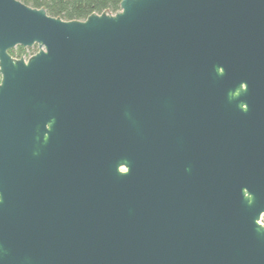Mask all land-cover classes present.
I'll return each instance as SVG.
<instances>
[{
  "label": "water",
  "instance_id": "water-1",
  "mask_svg": "<svg viewBox=\"0 0 264 264\" xmlns=\"http://www.w3.org/2000/svg\"><path fill=\"white\" fill-rule=\"evenodd\" d=\"M263 214L264 0H0V264H264Z\"/></svg>",
  "mask_w": 264,
  "mask_h": 264
},
{
  "label": "trees",
  "instance_id": "trees-1",
  "mask_svg": "<svg viewBox=\"0 0 264 264\" xmlns=\"http://www.w3.org/2000/svg\"><path fill=\"white\" fill-rule=\"evenodd\" d=\"M32 8H45L47 14L51 17H58L63 21H82L89 15L96 13L101 14L107 11L110 14H115L119 11L121 0H19ZM35 51L27 57L35 54ZM26 49L17 47L9 54L14 58H21Z\"/></svg>",
  "mask_w": 264,
  "mask_h": 264
},
{
  "label": "rangeland",
  "instance_id": "rangeland-1",
  "mask_svg": "<svg viewBox=\"0 0 264 264\" xmlns=\"http://www.w3.org/2000/svg\"><path fill=\"white\" fill-rule=\"evenodd\" d=\"M35 49H36L35 46L26 49V51H25V53L22 55V57H26V58H28L27 56H28L29 54H32V53L35 51ZM37 50H38V48H37ZM260 220L264 222V214L261 216Z\"/></svg>",
  "mask_w": 264,
  "mask_h": 264
}]
</instances>
